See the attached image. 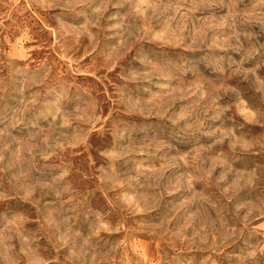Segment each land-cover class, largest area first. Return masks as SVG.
Segmentation results:
<instances>
[{
    "label": "rangeland",
    "instance_id": "obj_1",
    "mask_svg": "<svg viewBox=\"0 0 264 264\" xmlns=\"http://www.w3.org/2000/svg\"><path fill=\"white\" fill-rule=\"evenodd\" d=\"M0 264H264V0H0Z\"/></svg>",
    "mask_w": 264,
    "mask_h": 264
}]
</instances>
